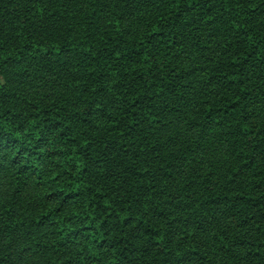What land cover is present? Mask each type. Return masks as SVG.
<instances>
[{
  "label": "trees",
  "instance_id": "1",
  "mask_svg": "<svg viewBox=\"0 0 264 264\" xmlns=\"http://www.w3.org/2000/svg\"><path fill=\"white\" fill-rule=\"evenodd\" d=\"M0 264H264V0H0Z\"/></svg>",
  "mask_w": 264,
  "mask_h": 264
}]
</instances>
